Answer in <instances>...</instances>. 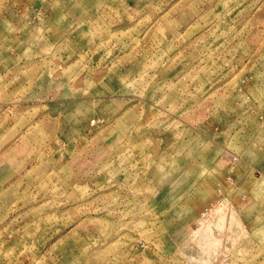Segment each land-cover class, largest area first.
Returning a JSON list of instances; mask_svg holds the SVG:
<instances>
[{
	"label": "rangeland",
	"instance_id": "rangeland-1",
	"mask_svg": "<svg viewBox=\"0 0 264 264\" xmlns=\"http://www.w3.org/2000/svg\"><path fill=\"white\" fill-rule=\"evenodd\" d=\"M0 264H264V0H0Z\"/></svg>",
	"mask_w": 264,
	"mask_h": 264
}]
</instances>
